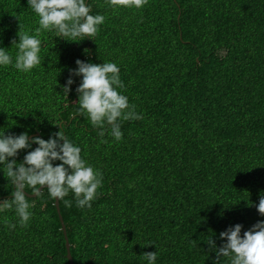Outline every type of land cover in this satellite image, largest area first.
<instances>
[{
    "label": "trees",
    "instance_id": "obj_1",
    "mask_svg": "<svg viewBox=\"0 0 264 264\" xmlns=\"http://www.w3.org/2000/svg\"><path fill=\"white\" fill-rule=\"evenodd\" d=\"M87 2L106 18L93 40L45 32L41 65L0 67V128L30 139L61 128L103 174L91 208L76 207L71 192L60 200L76 264H147L143 254L154 251L156 264H214L208 235L220 246L227 227L241 223L243 234L264 219L255 206L264 190V0H147L116 10ZM37 20L27 0H0V46L18 39L19 23L34 30ZM77 59L119 66L143 116L120 121L121 141L76 114L80 77L63 91ZM12 190L5 167L0 200ZM26 196L27 227L10 230L14 210L0 212V264H71L56 199L46 188Z\"/></svg>",
    "mask_w": 264,
    "mask_h": 264
},
{
    "label": "clouds",
    "instance_id": "obj_2",
    "mask_svg": "<svg viewBox=\"0 0 264 264\" xmlns=\"http://www.w3.org/2000/svg\"><path fill=\"white\" fill-rule=\"evenodd\" d=\"M107 3L113 10L120 6L142 9L147 0H107ZM27 5L38 17V27L23 30L19 23L18 39L12 40L11 47L0 46V67L12 66L22 73H29L41 65L43 33L54 32L55 37L69 42H80L86 38L93 40L106 19L103 14H92V5L87 0H27ZM13 47L14 55L8 51ZM76 65L75 69L69 70L70 75L62 86L68 96L75 83L73 77H80L75 89L78 96L76 114L99 128L101 137L105 135L107 126L108 135L116 142L121 141L124 134L120 121L142 120L143 116L124 94L125 85L119 66L115 62L93 63L80 59L76 60ZM29 135V131L6 134V129L0 128V170L4 173L6 167L7 177L14 186L11 198L0 200V212L14 210L17 217V223L6 222L10 230L17 224L27 227L32 218V205L25 193L27 188L32 189L34 197L46 188L49 197L56 200H64L71 192L76 207L84 209L92 207L97 190L103 185V174L82 157L81 147L61 128L47 139L42 135L30 139ZM21 151L25 154L22 160H18ZM65 203L71 206V201ZM255 206L264 216V190ZM243 227L236 223L221 231L219 237L223 243L220 246L213 239L214 232L208 235L205 241L209 251L216 254L214 264H219L221 257L227 258V264H264V219L258 220L242 234ZM157 257V251L143 254L147 264H156Z\"/></svg>",
    "mask_w": 264,
    "mask_h": 264
},
{
    "label": "water",
    "instance_id": "obj_3",
    "mask_svg": "<svg viewBox=\"0 0 264 264\" xmlns=\"http://www.w3.org/2000/svg\"><path fill=\"white\" fill-rule=\"evenodd\" d=\"M45 189V188H44ZM43 189V190H44ZM42 190V191H43ZM25 193L30 196V197H34V194L32 193H29L25 190ZM37 197V196H36ZM55 204L57 206V209H58V212H59V215H60V219H61V222H62V227H63V230H64V233L66 235V246H67V250H68V253H67V256L70 260V263L71 264H76L75 261H74V257H73V254L71 252V243H70V240H69V237H68V231H67V226H66V223H65V220L63 218V215L61 213V206H60V200H56L55 201Z\"/></svg>",
    "mask_w": 264,
    "mask_h": 264
}]
</instances>
